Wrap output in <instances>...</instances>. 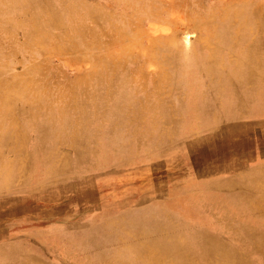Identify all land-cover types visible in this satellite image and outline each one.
<instances>
[{
	"label": "rangeland",
	"instance_id": "rangeland-1",
	"mask_svg": "<svg viewBox=\"0 0 264 264\" xmlns=\"http://www.w3.org/2000/svg\"><path fill=\"white\" fill-rule=\"evenodd\" d=\"M157 1L156 20L140 21L132 19L127 0H69L81 46L71 44L68 78L43 105L71 109L66 118L76 127L64 136L43 140L30 129L27 113L39 104L0 103V264H128L125 255L147 241L152 246L144 255L160 264L150 248L165 240L189 248L188 264H224L217 253H207L213 248L209 238L216 239L218 252L230 249L248 264H264V245L246 239V230L264 236V94L246 104L253 113L244 117L219 114L228 105L214 99L210 105L218 114L197 117L182 93L181 103L165 105L176 115L124 122L108 120L111 87L93 79L91 99L80 96L88 75L102 64L110 75L128 73L144 86L147 78L153 86L172 77L162 64L171 58L167 47L183 51V42L190 48L201 42L192 18L213 10L216 17L248 0ZM166 2L170 11L162 13ZM148 215L150 223L161 217L163 233L141 234L134 227Z\"/></svg>",
	"mask_w": 264,
	"mask_h": 264
},
{
	"label": "bare ground",
	"instance_id": "bare-ground-1",
	"mask_svg": "<svg viewBox=\"0 0 264 264\" xmlns=\"http://www.w3.org/2000/svg\"><path fill=\"white\" fill-rule=\"evenodd\" d=\"M204 1L199 3L202 4ZM256 2V0H248L237 7H230L228 13L225 9L220 10L216 17H213L217 14L213 12L214 10L201 14L198 19H193L191 16L194 20L193 26L202 32L201 42L191 48L190 44L183 42V51L176 45L167 47L171 52V58L162 60V64L171 72L172 77L167 75L163 82L160 81L159 84L155 83L152 86L147 78L144 86L143 82L137 83L136 78L134 80L130 78L128 73L110 75L107 66L102 64L93 74L91 73L92 75H88L87 86L81 88L80 96H86V100L91 99L87 89L88 83L93 79L102 88L109 86L114 89V96L111 99L115 101L106 114L108 120L118 122H124L132 117H146V119L159 116L171 117L175 113L165 106L166 102L176 99V102L181 103L183 98L179 97L182 93L187 94V99L191 101V114L197 117L218 114L210 105L212 99L228 105V110L220 111L219 114L238 117L252 114L253 111L245 109L246 104H249L250 100L260 99L264 94V6H256ZM157 3V0H127V3L123 4L130 10L132 19L152 21L157 18L155 11ZM170 7L167 2L162 4V13H168ZM214 18L220 19L221 25L213 28L208 24ZM77 29L75 18H71L69 0H1L0 89L7 88L13 91L6 95L0 93V103L8 102V105H12L13 102L20 100L30 105L39 104L40 107L29 115L27 113V116L32 120L29 124L30 129H33L43 140L48 137L55 140L76 127L71 119L66 118L72 113L71 109L58 112L51 106L43 105L49 104L48 100L54 95V89L60 88L68 78L69 53L73 48L71 44L80 45L77 37L82 36L77 34ZM86 44L85 40L84 47ZM55 57L59 62L58 67L54 66ZM135 62L139 61L135 59ZM203 77L205 85L202 81ZM166 91L169 95L172 93L170 99L165 97ZM175 111L178 115H184L182 111L181 113ZM263 113L261 111V114ZM58 114H62L63 119L58 120ZM84 118L86 121L90 118L86 111L82 119ZM113 124L116 128L121 127V123ZM147 217L149 215L142 218L139 216L134 227L140 229L141 234L148 235L150 229L163 233L166 225L159 221L161 217L153 219L152 223ZM246 232L247 241H253L254 245L258 244L260 247L264 245L263 234L255 236L252 231L246 230ZM209 240L213 248L207 253L210 255L217 253V261L220 263L229 264L234 261V263L248 264L233 250L225 248L218 252L214 247L216 239L209 238ZM151 242L147 241L132 252H128L129 254L125 255L126 263L131 264L128 259H136L141 264H156L152 258L148 260L144 255L145 249L149 248ZM178 242L176 244L174 241L165 240L164 246L151 247L153 257L159 258L160 264L161 260L163 264H188V258H191L190 250Z\"/></svg>",
	"mask_w": 264,
	"mask_h": 264
}]
</instances>
